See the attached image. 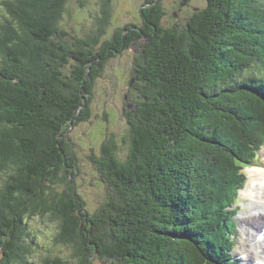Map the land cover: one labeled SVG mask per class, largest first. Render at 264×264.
Instances as JSON below:
<instances>
[{
  "label": "trees",
  "instance_id": "1",
  "mask_svg": "<svg viewBox=\"0 0 264 264\" xmlns=\"http://www.w3.org/2000/svg\"><path fill=\"white\" fill-rule=\"evenodd\" d=\"M68 1L0 0V264H31L36 218L55 221V243L71 251L40 264H233L242 170L264 145V0H206L172 27L161 1L145 0V26L103 40L106 2L98 31L73 42L60 29ZM130 47L128 154L111 138L90 157L109 191L90 214L66 134L90 119L97 78ZM210 158L221 163L200 194Z\"/></svg>",
  "mask_w": 264,
  "mask_h": 264
},
{
  "label": "rangeland",
  "instance_id": "2",
  "mask_svg": "<svg viewBox=\"0 0 264 264\" xmlns=\"http://www.w3.org/2000/svg\"><path fill=\"white\" fill-rule=\"evenodd\" d=\"M145 0H69L66 6L60 29L67 33L64 37L66 41L73 42V38H85L87 35H93L98 31V21L103 17L105 3H109L110 25L106 29V34L101 39H109L114 31L122 28L126 24H134L141 26L143 16L142 9L147 5ZM175 0H162V9L165 13L163 25L172 27L178 23H184L188 15H181L178 6H175ZM191 5L203 9L206 6V0H191ZM143 7V8H142ZM178 13V17L175 15ZM190 14V13H189ZM178 20H180L178 22ZM137 49L130 47L124 54L110 58L107 62L102 74L97 78L94 85V96L90 102L91 117L89 120L73 126L68 132L67 137L71 143V148L76 156L77 173L72 178L74 186L78 194L82 197L86 204V209L90 214L98 212L106 203L109 197L107 185L101 180L90 157L92 155L98 157L101 153L102 145L105 141L113 139L117 144L118 155L125 159L128 154V124L125 118V110L129 106L134 105L137 94L131 86L132 70L137 55ZM74 62L70 63L63 69L64 76L71 77V71ZM136 82V80L134 81ZM127 98V100H125ZM247 116V115H246ZM249 127L256 130L255 118L252 116ZM240 141L234 145L239 146ZM233 145V146H234ZM221 160V159H220ZM205 161V160H204ZM206 162V164H205ZM202 162L199 166V188L200 194L207 193L211 190L210 182H206L208 178H213L221 161L219 158H210ZM264 166V145L261 147L254 160V165ZM254 167L243 170L246 176L248 171ZM203 176V177H202ZM248 178V177H247ZM249 181V185H250ZM247 184L244 193L239 194L237 199L236 219L237 234L233 238L235 240V250L233 256L240 260V264H245V255L239 256L240 240L242 238V225L240 223V215L249 206L246 196L252 191L256 192ZM29 226L36 235V243L39 245L36 252L33 253L31 264H40L41 259L46 255H57L63 258H69L71 251L62 244L55 243L57 232V223L50 218L43 220L36 218L29 221ZM259 234V233H258ZM250 260H253V253L247 250ZM92 264H110L108 260L100 259L95 256ZM247 264V263H246Z\"/></svg>",
  "mask_w": 264,
  "mask_h": 264
},
{
  "label": "bare ground",
  "instance_id": "3",
  "mask_svg": "<svg viewBox=\"0 0 264 264\" xmlns=\"http://www.w3.org/2000/svg\"><path fill=\"white\" fill-rule=\"evenodd\" d=\"M247 174L256 192L252 191L249 196H246L249 206L239 217L242 225L239 254L245 255L247 264H264V236L260 240L257 239L258 233L264 230V168H252ZM247 250L253 253V260L248 258Z\"/></svg>",
  "mask_w": 264,
  "mask_h": 264
},
{
  "label": "flooded vegetation",
  "instance_id": "4",
  "mask_svg": "<svg viewBox=\"0 0 264 264\" xmlns=\"http://www.w3.org/2000/svg\"><path fill=\"white\" fill-rule=\"evenodd\" d=\"M160 1L162 3V0H160ZM190 1L191 0H175L174 1L175 6H178L179 12L181 13V15L183 14V15H188L189 16V15H191V14H193V13H195V12H197V11L200 10L199 8H196V7L192 6L191 3H190ZM175 15L178 17V13L175 14ZM144 21H145V19L142 20L141 26H145V22ZM179 21L180 20H178V22Z\"/></svg>",
  "mask_w": 264,
  "mask_h": 264
},
{
  "label": "water",
  "instance_id": "5",
  "mask_svg": "<svg viewBox=\"0 0 264 264\" xmlns=\"http://www.w3.org/2000/svg\"><path fill=\"white\" fill-rule=\"evenodd\" d=\"M157 1H155L153 4H155ZM134 81L131 82V84L133 83Z\"/></svg>",
  "mask_w": 264,
  "mask_h": 264
}]
</instances>
